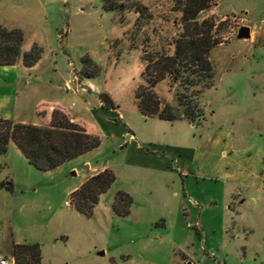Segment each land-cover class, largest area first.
<instances>
[{
    "label": "rangeland",
    "instance_id": "1",
    "mask_svg": "<svg viewBox=\"0 0 264 264\" xmlns=\"http://www.w3.org/2000/svg\"><path fill=\"white\" fill-rule=\"evenodd\" d=\"M175 1L108 0L123 7L106 12L102 0H0V21L51 34L54 42L44 47L49 73L75 74L82 82V56L102 61L93 84L111 96L124 118L107 123L109 133L119 136L129 126L150 149L172 153L173 145L196 146L211 155L218 153L213 145L218 132L233 128L244 146L253 133L264 131V0H219L199 14L201 21L215 20L213 34L219 41L211 53L210 87L184 88L170 78L156 85L161 101L181 113L180 95L197 104L205 115L201 125L146 118L136 98L137 86L145 82L144 57L173 48L172 41L183 32ZM242 26L251 27V38L238 37ZM63 30L68 34L59 39ZM49 75L42 76L44 82ZM11 82L10 91L16 87ZM120 143L119 137L107 136L89 155L116 175L91 218L70 200L88 172L85 156L42 171L10 145L0 155V258L12 256L15 243H39L42 264H264V223L250 229L256 220L264 222V212L246 203L241 213L247 226L232 221L221 203L223 183L201 174L185 179L179 170L129 165ZM118 190L133 197L125 217L111 208Z\"/></svg>",
    "mask_w": 264,
    "mask_h": 264
},
{
    "label": "trees",
    "instance_id": "2",
    "mask_svg": "<svg viewBox=\"0 0 264 264\" xmlns=\"http://www.w3.org/2000/svg\"><path fill=\"white\" fill-rule=\"evenodd\" d=\"M102 1L106 12H115L123 7V3L110 5L108 0ZM218 1H175V9L182 13L183 32L172 41L173 48L144 57L145 82L136 89L138 107L146 118L158 117L167 121L186 118L195 125H201L205 120L204 111L187 96L179 97V103L183 107L181 113L171 104L163 103L155 87L167 78L184 88L202 86L200 89L203 90L212 85L211 53L219 43L213 34L216 23L213 18L201 21L198 16L203 10L217 5ZM24 42L25 34L22 29H8L0 23V66L15 65L20 59L26 67L34 66L41 59L44 49L35 44L31 50L24 52ZM81 64V79L99 77L102 68L90 55L82 56ZM205 81L206 84H203ZM99 97L107 109L119 108L108 93L101 92ZM37 113L41 125L0 117V155L6 154L13 142L31 165L42 171H50L100 147L101 138L85 121L73 117L63 106L44 102L37 106ZM117 123H122L120 118ZM115 183L114 171L107 168L88 178L73 191L71 204L80 214L91 218L101 196ZM2 186L3 184H0V187ZM132 206L133 197L130 193L124 190L116 191L111 203L115 215L128 216ZM12 257L15 258V264H42L41 246L39 243H15Z\"/></svg>",
    "mask_w": 264,
    "mask_h": 264
},
{
    "label": "crops",
    "instance_id": "3",
    "mask_svg": "<svg viewBox=\"0 0 264 264\" xmlns=\"http://www.w3.org/2000/svg\"><path fill=\"white\" fill-rule=\"evenodd\" d=\"M0 23L9 29L20 28L24 31V52L31 50L35 44L44 49L41 59L32 67H26L22 59L15 65L0 66V75L3 76L0 80V117L20 123L41 125L37 106L44 102L61 105L73 117L85 121L91 130L101 138V143L107 136L112 139L119 137L122 141L120 146L127 151L126 161L129 165H136L148 171L165 173L179 170L182 176L186 177L185 179L201 174L204 178L215 179L223 183L225 188L221 203L224 208H227L228 215L231 214L232 221L247 226L246 223H243V214L241 213L242 207L246 203L258 207L259 212H264L263 129L253 133L252 139L244 146L237 142L233 128H227L225 131L220 130L213 141V145L218 147V153L211 155L205 153L203 147L199 153L196 146L173 145L172 153L162 149L163 147L150 149L145 143L138 141L137 135L132 132L129 126L125 133L119 136L109 133L106 124L111 121L117 122L114 115L118 113L121 121L124 118L120 108L113 110L104 107L99 97L100 89L93 84L97 79H82L83 81L80 82L75 74L65 78L60 76L56 70L49 73L52 68L47 64V54L44 47L47 42H54L51 34H45L39 30L31 31L21 27L8 26L1 21ZM67 34L68 30H63L59 33L58 38L63 39L64 35ZM94 60L97 63L99 61L98 58ZM46 74L50 75L49 79L47 78L44 82L42 76ZM9 80H12L11 85L16 86L12 91L9 89ZM10 145L16 146L13 142ZM96 151L82 155V157H86L84 163L88 169L84 182L107 168L111 169L108 164L94 161L95 156H92L93 159L90 157L95 155L93 153ZM176 166H178L177 169H175ZM76 170L78 173L80 172V169ZM109 193L110 191L101 196L98 206L102 198L108 196ZM110 200L111 203L113 197ZM214 202H218L217 198L214 199ZM258 222H261V225L264 223L262 220L251 223L250 229L252 231L258 230Z\"/></svg>",
    "mask_w": 264,
    "mask_h": 264
},
{
    "label": "water",
    "instance_id": "4",
    "mask_svg": "<svg viewBox=\"0 0 264 264\" xmlns=\"http://www.w3.org/2000/svg\"><path fill=\"white\" fill-rule=\"evenodd\" d=\"M238 37L240 39H249V38H251V27L250 26H242L241 29L239 30ZM101 254H103V252H101Z\"/></svg>",
    "mask_w": 264,
    "mask_h": 264
},
{
    "label": "built area",
    "instance_id": "5",
    "mask_svg": "<svg viewBox=\"0 0 264 264\" xmlns=\"http://www.w3.org/2000/svg\"><path fill=\"white\" fill-rule=\"evenodd\" d=\"M0 263L1 264H15V258L14 257H8V258H4V257H1L0 258Z\"/></svg>",
    "mask_w": 264,
    "mask_h": 264
}]
</instances>
